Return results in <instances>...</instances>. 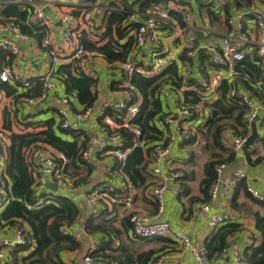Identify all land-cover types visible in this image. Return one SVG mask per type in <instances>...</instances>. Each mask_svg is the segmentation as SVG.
Listing matches in <instances>:
<instances>
[{
    "label": "built area",
    "instance_id": "2783aa9c",
    "mask_svg": "<svg viewBox=\"0 0 264 264\" xmlns=\"http://www.w3.org/2000/svg\"><path fill=\"white\" fill-rule=\"evenodd\" d=\"M63 1L67 2L72 10H78V13L73 14L70 10L61 14L60 20L64 23L61 30V40L71 51L74 59V73L83 72L89 59L99 57L104 60L97 50L85 47L81 43L79 35L82 32H91V27H99L94 16L98 9L103 7L105 0H93L87 6L81 5L80 0ZM9 2L27 7L30 15L28 23L41 26L42 46L45 48L51 46L54 36L53 19L44 7L33 0H9ZM225 3L226 0H208L207 7L211 11H217ZM108 9L114 8L108 7ZM172 11L183 14L181 17L182 24L171 14ZM130 13L128 19L138 21L139 24L131 31L134 44L129 58L124 62L114 63L119 69V78L115 82L119 94L117 99L104 103L98 110L95 109L94 103L85 108L82 106L74 107L69 96L56 93L58 86L53 77L55 70L53 67H49L38 76L41 82L39 94L23 97V101L32 106L55 93L53 95L54 100L59 104L57 109L58 124L65 130L79 131V122L87 116L104 131H106L105 127L112 130L120 127L127 128L133 133V146L140 145L149 161L147 171L161 176L163 173L159 167V161L168 155L174 141L182 143L196 134L198 126L202 125L208 118L209 107L207 102H211L215 97V90L220 82L223 79L232 80L238 75L237 63L245 55L254 54L259 57L264 66V14L255 7L249 6L235 11L232 16L230 14L225 15L224 24L228 31L221 33L209 23L196 21L193 8L177 5L172 0L152 4L142 12L134 10ZM248 15L254 19L253 33L246 27ZM230 28H233L231 32L229 31ZM0 31L11 37H4L0 42V47L14 55L19 53L20 46L17 40L28 38V34L22 32V22L10 18L0 23ZM199 32L202 33L201 38L198 37ZM145 44H149L150 47V64L138 63L133 58ZM201 50L207 53L211 67L210 72H206L198 82L201 99L194 102L186 101L180 96L174 97L173 108L162 114L161 126L164 131L162 139L155 146L140 142L138 140L141 135L140 128L129 122L138 112L139 104L142 101L141 93L132 82L133 75L141 74L151 77L161 73L167 65L171 63L177 65L180 61L182 62V76L189 77L194 66L198 69L202 68L201 63L198 62V64L196 60ZM180 53L185 56V62L181 61ZM45 54L49 62L54 59L56 51L53 48L46 51ZM0 82L18 84L25 88H29L31 85L27 78L18 76L11 65H3L0 68ZM95 89L98 93L97 87ZM1 94L2 88L0 87V96ZM231 94H233V90H231ZM161 95L168 97L169 92L163 90ZM241 97L249 107L246 121L250 125L251 121H256L259 115L264 114V102L253 99L248 92L241 94ZM108 110L112 113H108ZM246 137L238 134H232L229 137L228 147L236 156H242ZM110 140L112 145L105 148L98 136L88 135L85 146L80 150L79 155L89 165L97 155L109 154L119 164L118 171L126 176L121 167L125 163L131 148L123 149L120 147L122 139L117 132L110 136ZM8 144V131L0 127V210L9 201L7 194L9 179L5 173V155ZM53 151L41 144H34L25 149V159L33 172V188L36 192L31 203L27 204V208H34L46 202L51 191H53L46 186L47 182H52L62 189L72 186L73 181L71 182L65 170L66 164L69 162L68 158ZM226 169V163H218L215 166L216 181L210 188V200L216 198L220 190L226 193L231 192L246 177L243 168L238 167L228 173ZM182 175V170L171 171V176L176 181L174 185L175 194L182 191L178 184ZM166 189L167 184L164 181L156 182L148 188L147 194L156 205L154 211H128L127 219L133 235L140 239L172 236L179 241L182 251L191 254L193 261L190 264H208L209 259L204 246L195 244L184 231L174 229L169 222L161 218L164 211ZM246 190L253 199L264 202V188L260 190L249 185ZM136 194V187L128 179L120 189L109 181L102 180L92 185L90 190L84 193V200L89 214L96 216L104 205L110 202H118L131 208ZM209 210V201L193 204V212L196 218L208 214ZM208 220L209 226L215 230L227 221V216L223 213H213L208 216ZM5 224L7 223L0 220V264H5L11 260L10 252L15 247L30 242V229L27 225L17 224L14 227H9ZM58 230L63 235L72 237L77 241L81 239V235L73 228L72 224H60ZM100 243V239L90 236L87 251L83 255V262L85 264H117L112 260L107 263L96 261L92 257L91 253L99 247ZM154 264L160 263L157 261ZM228 264H247V262L240 251L233 250Z\"/></svg>",
    "mask_w": 264,
    "mask_h": 264
},
{
    "label": "trees",
    "instance_id": "16d2710c",
    "mask_svg": "<svg viewBox=\"0 0 264 264\" xmlns=\"http://www.w3.org/2000/svg\"><path fill=\"white\" fill-rule=\"evenodd\" d=\"M93 0H88L92 2ZM171 0H122L119 4L110 3L114 9L105 10L102 15L101 27L103 31L97 34V39L93 40L85 32L79 35L81 43L89 49L97 50L107 63H120L129 58L132 46L134 44L133 34L131 31L139 24L138 21L129 20L130 11L137 10L142 12L146 7L159 2ZM237 7H249L253 5L254 0H231ZM264 4V0H262ZM121 7V8H118ZM214 11L208 9V14L212 16ZM77 14L78 10H72ZM171 14L182 24V13L172 11ZM225 14L227 11L225 10ZM1 15L6 18L4 21L12 18L22 22V32L28 35L37 32V42L42 46L41 26L35 23H23L28 17L27 7L20 4L8 2L3 7ZM3 21V22H4ZM43 47V46H42ZM201 58H205V53L199 52ZM181 61L185 62V56L180 53ZM72 63L62 64L57 67L56 75L64 87L67 96L75 98L77 103L82 107L93 105L97 98L95 87L98 79L84 72L74 73ZM238 75L232 80L223 79L215 90V97L211 102H207L209 107L208 118L202 125H199L195 135L181 143V145L199 144L200 140L204 143L201 145L207 159L204 163V177L200 181L201 198L192 197L191 201H208L210 188L216 181L215 166L218 163H233L235 154L228 148L222 140V132L230 130L232 134L247 136L249 127L246 116L249 112L248 105L243 101L241 94L247 93L253 99L264 102V66L261 64L259 57L254 54H247L236 65ZM34 87L26 90L19 95L20 97L37 96L40 92L39 77L33 79ZM181 77L179 76L178 66L171 63L159 74L147 77L141 74H135L132 82L136 85L142 95V101L139 104L138 112L130 119V123L138 126L141 131L140 142L145 145L155 146L163 137L164 131L160 128L163 107L159 98L161 88L170 82L176 88L179 86ZM4 83V82H3ZM197 89L186 90L184 95L187 100L198 102L201 99L199 94V84L192 81ZM115 84V81L114 83ZM8 95L13 94V90L7 84H0ZM233 90V94H231ZM108 113H112L108 110ZM122 114H124L122 112ZM258 127L264 129V114L259 115L256 119ZM31 126V130L27 128ZM9 144L5 155V173L9 179L7 194L8 203L0 211V220L11 224L16 219L25 223L30 229V242L15 247L10 252V261L5 264H65L63 254L80 249L79 241L72 237L63 235L59 230L60 224H72L79 215V208L76 203L64 194L51 191L46 202L34 208H27L32 197L35 195L33 188V172L25 159V149L34 144H41L47 148L63 154L69 160L65 170L75 168L80 165L88 166L79 155L80 150L85 146L87 135L83 134V140L79 141V131H70L63 129L55 123L53 118L39 120L36 122L25 123L21 131H12L8 126ZM107 135L119 133L121 136V148H131L128 157L121 167L123 173L128 177L132 185L144 193L153 183L149 180L147 171L148 159L143 153L142 147L133 146V133L127 128L109 129L105 127ZM199 136V139H198ZM264 143V136L257 138ZM251 146L244 147L245 157L249 164H257L264 159V154L260 155ZM149 149V147H148ZM192 158L193 155L191 154ZM189 161H192L189 159ZM115 165H119L117 162ZM68 176L74 177V173L67 172ZM185 173L178 180V184L183 191V179ZM264 205V202H259ZM234 205V202L232 203ZM156 209H153V211ZM255 227L259 233L258 244H250L245 247L243 255L247 264H264V216L258 212L254 214ZM126 218V223H127ZM88 229L97 230L98 226L86 222ZM241 230V225L234 222H225L217 227L206 237L204 247L208 259H212L220 253L229 243L228 238ZM110 243V240L108 241ZM100 247V246H99ZM98 247V248H99ZM98 248L91 253L96 258L95 253ZM104 246L101 245L100 251ZM102 249V250H101ZM152 251L141 252L133 255L127 249H122L118 253H102L103 256L110 257V260L117 264H154L155 259H150Z\"/></svg>",
    "mask_w": 264,
    "mask_h": 264
},
{
    "label": "crops",
    "instance_id": "0c3cea01",
    "mask_svg": "<svg viewBox=\"0 0 264 264\" xmlns=\"http://www.w3.org/2000/svg\"><path fill=\"white\" fill-rule=\"evenodd\" d=\"M36 3L42 5L45 11L52 16L54 36L52 38V45L45 48L37 42V32H33L28 35L25 40H17L20 46V52L17 54H11L9 51L0 47V68L3 65H11L16 74L20 77L27 78L31 85L29 88L22 87L18 84L0 82V84H7L12 90L13 94L8 95L5 89L2 88V94L0 96V127L6 129L9 133L11 128L12 131L19 132L24 128L25 123L36 122L39 120H46L53 118L55 123H59L57 115V109L59 104L54 100V94L50 95L47 99L29 105L23 101V97L19 98V95L28 89L34 87L35 82L33 79L40 76L44 70L49 67L54 68V80L57 83L56 93L67 95L64 91L62 83L56 75V70L59 65L62 64H73V57L70 49H68L61 40V30L64 27V23L60 20V16L63 12L72 10L67 2L63 0H33ZM122 0H105L103 7H100L94 16L95 22L99 25L98 28H92L91 32H86L89 38L97 39V34L103 31L104 27L100 28L102 24V15L105 10H108L109 5L113 2L118 3ZM177 5L184 7L193 8L196 16V21L201 23H209L213 26L217 24L214 29L221 31V33L228 31L225 27V15L232 16L235 11L243 9V7H237L231 0H226V3L221 9L214 11L213 15L208 14L207 2L208 0H172ZM9 0H0V23L6 18L1 15V11L5 4ZM81 5H88V0H80ZM23 8L24 5H20ZM83 6V7H84ZM264 14V4L261 0H254L253 5ZM225 10L227 14H225ZM30 15L26 18L23 23H28ZM254 19L251 15L247 17L246 27L248 30L254 32L253 28ZM215 30V31H216ZM233 28H230V32ZM220 33V32H219ZM4 37L11 38L10 35L2 33L0 31V42ZM56 51L54 59L48 62L46 51L53 49ZM199 52L205 53V58H201L200 54L196 57L197 63H201L202 68L198 69L195 66L192 69V73L189 77L182 76V62L179 61L177 64L179 70V76L181 81L179 86L176 88L174 84H165L158 95L161 99L163 112L171 110L173 108L174 97L180 96L186 101L184 91L197 89L192 81L197 84L199 79L210 72L211 67L208 60V55L204 50ZM150 47L149 44H145L139 50L138 54L134 55V60L142 64H150ZM198 63V64H199ZM85 74L91 75L98 79L97 84V98L94 101V107L96 110L100 108L104 103L117 99L119 94L117 92L116 82L119 78V69L114 63H107V61L94 57L86 62ZM165 90L169 92L168 97L161 95V92ZM199 91V89L197 90ZM161 95V96H160ZM74 107H80L74 97L69 96ZM249 127V134L251 127ZM256 127L258 131V137L264 136V129L258 127L256 121ZM160 128L163 127L160 124ZM31 130V126L27 128ZM79 132L82 133L78 138L79 141L83 140L84 135H96L102 141L105 148H109L112 145L110 136L104 131L98 124H94L89 116L83 118L79 122ZM248 134V135H249ZM164 135V133H163ZM232 135L230 130L222 132V140L228 147V139ZM247 135V136H248ZM257 137V138H258ZM226 138V139H225ZM199 139V136H198ZM200 140V139H199ZM204 143V141H201ZM202 143V144H203ZM246 147V146H245ZM229 148V147H228ZM231 150V149H230ZM250 150H254L258 154H264V143L261 140L255 139L251 145ZM53 152H56L55 150ZM242 156H235L233 163H226V172H230L238 167L243 168L246 173V177L242 179L238 185L229 193L220 190L216 198L213 200L208 199L210 203V210L208 214H203L200 217H195L193 212L194 203H205L207 201L194 200L191 201L192 197L201 198L202 193L200 191V181L204 177V163L207 159L205 153L202 150V146L199 144L192 145H181L180 142H173L172 148L168 155L159 161V167L163 175H154L149 173V180L155 184L159 181H164L167 184V189L164 193V211L161 218L170 223V225L176 230H182L186 235L197 245L204 246V241L208 234L214 231L209 226L208 216L213 213H223L227 216V222H236L241 225V230L233 234L228 238L229 243L225 247L224 251H221L208 260V264H228L231 259V252L238 250L243 254L245 247L254 243L259 242V233L255 227L254 214L258 212L264 216V205L253 199L247 192V186L251 185L257 189L262 190L264 188V159L257 164H249L245 157V150L242 151ZM193 155L191 158L190 155ZM244 155V160H243ZM191 159L192 161H189ZM116 159L109 154L97 155L91 164L87 167L84 165L77 166L75 168H68L70 176L74 173V177L71 176L72 186L69 188L62 189L57 187L56 190L52 189L56 193L64 194L69 196L77 205L80 212L76 220L72 223L73 228L81 235V239L78 240L80 243V249L63 254V260L65 264H85L83 262V255L87 251L88 244L91 237H97L101 240V245L104 246V250L100 251V247L95 253L96 261H103L107 263L110 257L103 256L102 253L116 254L122 249H127L133 255L152 251L150 259L159 261L160 264H190L193 259L189 252L182 251L179 241L172 236L159 237L154 239H140L133 235L130 228V224L126 218L127 213L130 210H139L145 212H151L155 208V203L149 198L147 189L144 193L136 188L137 194L134 198L131 208L118 202H110L105 204L101 209L100 213L96 216L90 215L88 208L85 205L84 193L90 190L92 185L102 180H107L115 187L120 189L129 177L124 176L118 171V165H115ZM182 170L185 173V179H183V185L185 190L175 194L174 185L175 179L171 176V171ZM130 181V180H129ZM49 188V187H48ZM210 192V191H209ZM210 196V195H209ZM234 202V205L232 204ZM1 211V210H0ZM87 220L91 221V224L98 226L97 230H90L86 224ZM17 224H24L19 219H16L11 224H5L9 227H14ZM28 227V226H27ZM110 240V243L108 242ZM102 250V249H101ZM244 256V255H243ZM247 262V261H246Z\"/></svg>",
    "mask_w": 264,
    "mask_h": 264
},
{
    "label": "water",
    "instance_id": "95a60500",
    "mask_svg": "<svg viewBox=\"0 0 264 264\" xmlns=\"http://www.w3.org/2000/svg\"><path fill=\"white\" fill-rule=\"evenodd\" d=\"M198 37L201 38L202 37V33H198ZM250 127H251V132L250 134L246 137V141H245V146H251L255 139H257L258 137V131H257V127H256V121L253 120L250 122ZM46 186L49 188H52L54 190L57 189V185L52 183V182H47Z\"/></svg>",
    "mask_w": 264,
    "mask_h": 264
},
{
    "label": "rangeland",
    "instance_id": "374dc122",
    "mask_svg": "<svg viewBox=\"0 0 264 264\" xmlns=\"http://www.w3.org/2000/svg\"><path fill=\"white\" fill-rule=\"evenodd\" d=\"M261 2H262V0H261ZM213 27H215V28H216V27H217V24H215V26H213ZM199 94H201V93H200V91H199ZM225 139H226V138H225ZM201 141H203V140H200L199 146H201V145H202V143H203V142H201ZM175 142H177V141H175Z\"/></svg>",
    "mask_w": 264,
    "mask_h": 264
}]
</instances>
